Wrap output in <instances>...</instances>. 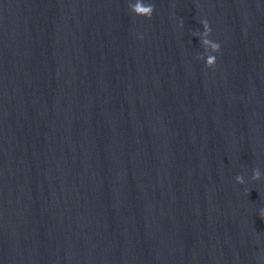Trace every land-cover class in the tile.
Returning <instances> with one entry per match:
<instances>
[{
    "label": "clouds",
    "instance_id": "obj_1",
    "mask_svg": "<svg viewBox=\"0 0 264 264\" xmlns=\"http://www.w3.org/2000/svg\"><path fill=\"white\" fill-rule=\"evenodd\" d=\"M133 11L136 13L137 16L151 18L154 12V6L151 4H145L143 0H137V3L133 6ZM202 23H204L205 26L208 27L207 21H203ZM209 63H212V60H210ZM254 178H259L258 170L254 172ZM237 180L238 182L243 183L242 178L237 177ZM260 215L262 218H264V209L261 210Z\"/></svg>",
    "mask_w": 264,
    "mask_h": 264
}]
</instances>
